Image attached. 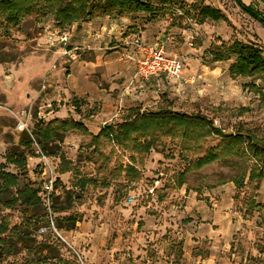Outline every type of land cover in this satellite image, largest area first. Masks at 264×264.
Masks as SVG:
<instances>
[{"label":"rangeland","instance_id":"374dc122","mask_svg":"<svg viewBox=\"0 0 264 264\" xmlns=\"http://www.w3.org/2000/svg\"><path fill=\"white\" fill-rule=\"evenodd\" d=\"M241 1L254 8V0ZM193 4L219 9L227 21L208 20L201 25L196 19L184 18L179 5L152 23L149 15L143 13L119 19L95 17L93 20L101 21L94 26L105 34L103 47L107 49L101 51L100 62L106 64L89 68L92 81L84 87L80 78L88 72L82 71L68 54L70 41L67 45L50 41L52 35L58 37L67 32L71 38L76 26L62 30L54 26L51 17L32 15L18 28L0 31V217L9 216L10 228L17 226L26 231L21 206L13 209L5 202L27 184L40 188L38 213L50 214L41 180L32 174L36 164L32 147L24 149L20 140H27V136L16 130L18 121L14 114L25 109L32 108V132L38 124L74 119L83 122L96 136L104 124L119 123L130 111L157 112L172 101L174 112L201 113L226 133L242 125L264 136V82L256 81L258 89L253 90L249 88L251 79L230 77L231 62L216 65L208 55L212 46L220 47L234 39L264 47V26L234 0H186L183 8L189 9ZM135 22L140 25L135 26ZM148 24L153 26L143 27ZM122 28L126 33L120 38L147 31V45L165 41L169 56L188 57L185 76L190 83L182 88L184 95L173 81L164 80L159 90L155 82L137 78L136 59L126 58L131 60L132 69L128 67L116 77L115 70L122 68L121 63L126 60L123 55L127 54L113 56L115 51L108 48L118 43L116 33ZM78 53L84 58L81 51ZM122 57L124 60L120 61ZM103 74L112 76L103 78ZM80 88L83 93H78ZM101 90L106 100L93 95ZM85 92L94 100L88 101ZM66 136L69 139L64 144L52 146H58L62 156L79 171L60 176L61 158L49 156L62 182L54 203L58 208L64 206L68 192L79 199L69 212L55 216L78 214L76 228L58 231L53 222L50 226L41 223L30 229V238L14 237L12 253L0 264H173L176 258L179 264H264V181L259 190H237L233 179L238 170L216 163L188 173L180 187L179 175L189 156L180 155L176 141L160 137L145 164L138 165L141 179L129 183L115 171L118 164H128L127 155L116 152L104 163L102 156L92 153L91 136L79 131H70ZM101 142L106 144L104 139ZM219 142L217 138L209 139L205 147H215ZM110 150L108 145L100 149L106 155ZM22 152L27 156L26 169L7 161ZM13 176L16 180L11 179ZM80 176L97 178L98 182L81 191L71 186ZM249 196H254L260 207L245 217L243 202ZM178 242H182V247Z\"/></svg>","mask_w":264,"mask_h":264},{"label":"trees","instance_id":"16d2710c","mask_svg":"<svg viewBox=\"0 0 264 264\" xmlns=\"http://www.w3.org/2000/svg\"><path fill=\"white\" fill-rule=\"evenodd\" d=\"M234 1L242 11L264 26V15L258 13L252 6H246L241 0ZM185 2L186 0H0V31L10 32L11 29L18 28L26 17L32 15L42 19L51 17L54 26L62 30L73 26L80 29L83 24L95 17L119 19L134 13L149 15L148 21L152 23L157 21L162 13L176 5L183 10L184 18L196 19L201 25L208 20L227 21L219 9L193 4L189 10L183 8ZM208 55L213 63L231 62L230 77L251 79L249 88L253 90L258 89L256 81L264 82V47L259 44L234 39L222 43L220 47L212 46L208 50ZM172 106V101H168V106L158 109L157 112L139 114L130 111L121 122L106 124L96 136L89 132L83 122L74 119H55L46 126L38 124L32 133L48 156L61 158L60 176L79 170L62 156L58 146L52 145L63 144L68 132L79 131L91 136L89 146L93 148L92 153L102 156L104 163L108 162L116 152L128 156V164H118L115 171L129 183H136L141 179L138 165L145 164L149 152L158 144L160 137H165L178 143L180 155L185 153L189 156L185 159L187 165L184 171L179 175L180 187L184 185L188 173L199 172L207 166L221 163L225 167L238 170V174L233 179L237 190L245 187L260 189L264 181V136H259L242 125L234 128L231 133H226V130L216 127L214 120L209 117L201 113H177L171 110ZM26 136L27 140L21 138L20 143L28 150L33 147V140L27 134ZM213 138L219 139L220 142L215 147L206 148L207 141ZM103 139L106 144L101 142ZM107 145L111 147L108 155L100 151ZM23 153H15L14 158L11 156L7 161L17 168L26 169L27 156ZM11 179L16 180V177L13 176ZM60 179L58 175L57 190L58 185L62 186ZM97 182V178L80 176L76 183H71V186L83 191ZM39 193V187L32 188L27 184L18 189L11 200L5 202L9 208L21 206L26 231H21L17 226L10 228L9 216L0 217V262L12 253L14 237L30 238V229L38 227L41 223L50 226L53 222L58 231H73L76 228L79 222L78 214L69 213L64 217L55 214L69 212L79 197H74L68 192L64 206L58 208L54 203L56 196L53 195L51 214L41 215L38 213L41 207ZM243 206L246 208L245 217L255 208L260 207L254 196L247 197ZM7 235L11 237L8 238ZM177 245L182 247L183 244L178 242ZM173 264H179V260L176 258Z\"/></svg>","mask_w":264,"mask_h":264},{"label":"built area","instance_id":"2783aa9c","mask_svg":"<svg viewBox=\"0 0 264 264\" xmlns=\"http://www.w3.org/2000/svg\"><path fill=\"white\" fill-rule=\"evenodd\" d=\"M262 2L264 3V0H255L253 6L256 11H260L259 13L264 15V8L263 10H260L261 7H259L262 5ZM70 39L68 32L58 37H56V35L50 37L52 43L63 45H67ZM130 44L137 49L139 54V57L135 58L137 64V78H140L145 82H155V86L159 90L161 88V82H164V80H170L177 85L180 94H185V91L182 90V88H184V85L190 83V80L185 76V69L189 62L188 57L177 55L169 56L167 54V43L165 41H159L153 45H147L141 36H136L131 40ZM14 115L18 121L16 130L27 134L33 140L32 159L36 160V164L33 168L32 174L36 175L38 179L41 180V189L51 214L52 197L58 193L56 188V168L53 166L49 156L35 140L32 133L30 124L32 120V108L25 109Z\"/></svg>","mask_w":264,"mask_h":264},{"label":"crops","instance_id":"0c3cea01","mask_svg":"<svg viewBox=\"0 0 264 264\" xmlns=\"http://www.w3.org/2000/svg\"><path fill=\"white\" fill-rule=\"evenodd\" d=\"M255 1V0H254ZM264 6V3L262 2V5L259 6L261 7L260 10H263V7ZM260 12V11H259ZM99 18L98 19H95V20H92L86 24H83V26L78 30H75L73 31L72 33V37H71V40H70V47L68 49V54H71L73 59H76L75 63H77L79 65V67L82 68V71H85V72H88L87 74H83L82 77L80 78V82L83 83V87L85 86V83L86 82H89V81H92L91 79V72H89V68L90 67H94L95 69L99 68V67H102L103 65L105 66L106 62H100V59L102 58L101 56V51L107 49V47H103V41H105V34H103L101 31H99V27H95L94 25L98 24ZM121 20H124V19H121ZM129 20V19H128ZM101 21V20H99ZM106 21L104 20L103 23H105ZM114 22V21H113ZM135 26H138L140 25L139 22H135L134 23ZM99 26H102L101 24H99ZM147 26H153V24H148V25H144L143 27H147ZM103 29H106L105 27H103ZM76 32V34L74 33ZM131 32H135V30H132ZM125 31L123 30V28L121 30H119L116 34L119 35L118 38V43L109 47L108 49L109 50H113L115 51L112 55H118L119 56H122L123 54H127L126 56H124V59L126 58H129L133 61H135L134 59L136 58L137 54H138V51L137 49L134 47V46H128L126 49L124 48L125 47V44H128V43H131L130 40L133 39V37H136V36H141L142 39L144 40V38H147V31L146 32H140L138 35H133V34H130L128 38L126 39H123L122 37L120 38V36H123L125 35ZM75 35H76V38L78 39L77 41L75 40ZM74 37V39H73ZM73 39V40H72ZM130 41V42H129ZM145 41V40H144ZM146 43V42H145ZM105 46H106V43H105ZM78 51H81L82 53V56H84V58H81V55H78ZM122 54V55H121ZM101 57V58H100ZM79 58V60H78ZM95 58V59H94ZM123 57L120 58L119 60L120 61H123L124 60ZM131 60H125L123 61L121 64L122 65V68L121 69H116L115 70V73L117 74L116 77H119V75H123L122 73L124 72V70L126 68H130L132 69L133 67V64L131 63ZM221 63H216V65H220ZM116 68L119 66V64H115ZM121 66V65H120ZM119 68V67H118ZM219 68H217L216 70H218ZM114 73V72H113ZM118 73H121L118 75ZM108 76H112L110 74H103L102 77L103 78H107ZM112 81H114V79H111ZM84 89L80 88V92L78 93H83ZM85 95H87V92H85ZM93 95L96 97V99H105V96L101 91H97V92H94ZM87 99L88 101H93V97L91 95H87ZM121 107V106H120ZM123 107V106H122ZM115 109H118V106L115 107ZM114 118H117L118 117V113L116 115L113 116ZM106 124H104L105 126ZM69 139V136H66L65 137V140H68ZM64 144V143H63ZM60 146L62 144H59ZM34 160V159H32Z\"/></svg>","mask_w":264,"mask_h":264}]
</instances>
